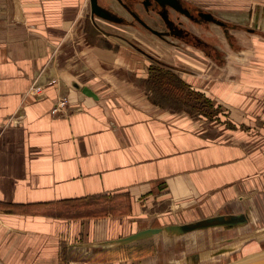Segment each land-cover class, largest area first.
I'll return each mask as SVG.
<instances>
[{
  "label": "crops",
  "instance_id": "1",
  "mask_svg": "<svg viewBox=\"0 0 264 264\" xmlns=\"http://www.w3.org/2000/svg\"><path fill=\"white\" fill-rule=\"evenodd\" d=\"M263 8L264 0L207 10L237 26L257 19L264 27ZM88 12L89 0H0V216L20 249L30 236L38 247L51 235L117 238L201 208L205 218L247 213L248 224L257 222L256 212L264 216V76L254 80L256 92L241 90L264 70V37L230 52L217 45V61L108 22L127 34L107 31L90 16L86 29ZM154 60L209 91L237 67L238 86L219 83L239 92L206 96L222 106L211 118L182 112L183 103L165 108L152 96ZM35 86L42 93L30 92ZM62 98L67 106L53 114Z\"/></svg>",
  "mask_w": 264,
  "mask_h": 264
},
{
  "label": "rangeland",
  "instance_id": "2",
  "mask_svg": "<svg viewBox=\"0 0 264 264\" xmlns=\"http://www.w3.org/2000/svg\"><path fill=\"white\" fill-rule=\"evenodd\" d=\"M195 1L200 3L196 2L197 4L194 6L199 8L202 7L201 9L205 11H208L207 8L242 9L243 7H248V5L254 2L262 3V0H242L240 4L235 5L232 4V0ZM85 17V27L87 29L90 26L88 20L89 12ZM182 20L185 26L195 32L198 36H200V38L211 42L216 46L218 45L223 50L225 49L230 52V46L220 27L210 24L207 25V28H198L187 21L186 18H183ZM101 21L103 22L101 23L98 21L99 25H101L105 30H112L127 34L124 33L126 31H122L123 29L110 28L111 25L106 24V21ZM245 26L246 25L242 23L238 26L237 30L231 31V44L234 47H238L239 44L241 46H245V39L254 38L255 36H257L255 38L258 39V36H260L248 33L245 30ZM247 26L250 27L251 25ZM176 54L182 55L177 51ZM167 61L171 62L170 58ZM154 62L156 65L153 64L150 68L162 67L164 69H154L151 72L152 76H150L152 84L150 86L151 91H153L152 96L165 108L168 107L172 110H180L183 103L184 107L190 112L185 108L182 112H188L191 115H196L197 112L202 114L200 109L207 112L208 107L202 105H199L198 107L199 101H196L199 99L197 92L203 93L205 96L211 98V100L213 98L219 97L224 99L225 97L231 96L230 93L234 90L239 92L238 87L219 83V81L224 82V78H226V82H237L238 86L239 80L237 79L240 71L239 68L236 67L238 64L234 60L232 61V64L234 68L236 67L235 70L233 69L232 73L229 75L224 76V74L217 77L214 80L215 82L210 83V86H212L210 91L207 88L200 87L198 83L195 82L194 83L198 86L192 87L191 85H188L186 82L178 78L176 75L178 73L176 71H172L173 69L168 68L169 66L167 67L156 63L159 61L154 60ZM180 64L181 62L177 61L175 66L182 67ZM165 69H169L171 73L165 71L168 73L165 75L162 74ZM149 70L151 71V69ZM210 72L208 74H211ZM214 74H217L216 70ZM262 74H264V70L260 71V73H257L256 75H253V77H251L252 85H244L243 90L241 91L251 93L256 92V83L254 80H256L257 76L259 78L264 76ZM200 102H203L202 99ZM218 106L220 107L221 105L218 104ZM256 213L258 214V220L252 224H248V220L247 224L243 226L201 230L179 236L165 235L161 233L150 238L135 241L122 246L110 245L107 243L132 235L149 227L164 228L193 223L199 221V219H206L205 216L209 214H207L202 208L197 214H191L188 212L177 215L176 213L173 215L169 214V216L161 222L156 221L155 225L154 222L146 221V223H140L136 227H131L127 231L123 232L122 236L117 238H108L103 241H93V239H90L87 236L85 237V232H83V236L78 234L77 236L75 235L76 237L65 236L64 238L63 236L54 237L52 235L48 238L42 237L39 240L40 246L38 247L32 245V241L35 236H30L28 239L25 238L23 240L25 248L21 247V249H24V252L19 251L21 250L17 243L19 236L14 235L15 233L11 232V229H7V226L3 224L2 217L0 216V264H226L240 258L242 255H246L247 253L257 252L264 249V216L262 213ZM257 214L253 213L254 216ZM188 216H192V219ZM70 228H73L72 230L74 233L76 232L77 228ZM8 240H10L11 245H8ZM48 246H53V248L56 246V248L52 249V251L42 250ZM222 250L224 252H221Z\"/></svg>",
  "mask_w": 264,
  "mask_h": 264
},
{
  "label": "flooded vegetation",
  "instance_id": "3",
  "mask_svg": "<svg viewBox=\"0 0 264 264\" xmlns=\"http://www.w3.org/2000/svg\"><path fill=\"white\" fill-rule=\"evenodd\" d=\"M97 5L100 9L99 15L95 14V17L91 18L89 4L91 19L102 18L109 24L131 29L142 36L155 37L171 46L186 45L199 48L217 61L222 58V52L217 50L216 45L200 38L185 26L183 18L198 28H207V25L212 23L206 19L205 11H200L198 7L183 0H97ZM215 17L220 19L216 15ZM226 23L221 30L229 46L234 48L231 44V31L237 30L238 26L230 29L231 24Z\"/></svg>",
  "mask_w": 264,
  "mask_h": 264
},
{
  "label": "water",
  "instance_id": "4",
  "mask_svg": "<svg viewBox=\"0 0 264 264\" xmlns=\"http://www.w3.org/2000/svg\"><path fill=\"white\" fill-rule=\"evenodd\" d=\"M89 4L91 8V11H90L91 18L95 17V14L96 16L99 15L100 9L97 5V0H89ZM198 10L201 11L202 9L199 8ZM202 11H205V10H202ZM262 11H264V8L262 9ZM204 13H205V16L207 17L206 19L210 23L222 29L227 25V23L223 21L222 19L220 20L216 18L212 11L208 10V11H205ZM236 27L237 25L232 24L230 29H235ZM245 27H246L245 30L248 33L260 35L264 37V27L260 26L259 21L257 19L253 21L250 27L249 26H245ZM228 31L229 29L225 30V34H227ZM171 68L175 70L174 67L171 66ZM74 87L77 89H80V87L77 84L74 85ZM80 90L86 96L91 97L93 99H97L96 95L88 88L83 87ZM248 220H249V217L247 213H241L237 215H219V216L199 220L193 223L181 224V225H176V226H169V227H164V228L149 227V228L140 230L132 235L108 242L107 244L122 246V245H126L129 243L135 242V241L147 239V238H150L154 235H158L161 233L165 235L179 236V235H183V234H187V233L195 232V231H201V230H208V229H215V228H234V227L246 225ZM221 252H224V251L222 250ZM227 264H264V250L250 257L239 259L235 262L227 263Z\"/></svg>",
  "mask_w": 264,
  "mask_h": 264
},
{
  "label": "trees",
  "instance_id": "5",
  "mask_svg": "<svg viewBox=\"0 0 264 264\" xmlns=\"http://www.w3.org/2000/svg\"><path fill=\"white\" fill-rule=\"evenodd\" d=\"M167 68V67H166ZM154 69H157V70H159V69H161V70H163L164 68H162V67H158V68H151V72H152V70H154ZM165 71H168V72H170L171 73V71L169 70V69H165L164 70V72ZM162 73V74H167L168 72H165V73ZM187 89V88H186ZM185 89V90H186ZM197 95H198V98L199 99H197L196 101L198 102L199 101V104H198V107H199V105H202V106H206V107H208V109H207V112L204 110H201L200 109V111L202 112V114L205 116V117H213V116H218L219 114L220 115H222V110H221V106L219 107L218 106V104H216L215 102H212V101H210L203 93H200V92H197ZM200 97H201V99H202V103L200 102L201 101V99H200ZM201 103V104H200ZM214 110V111H213ZM211 111V112H210ZM215 112V113H214ZM219 115V116H220ZM218 118V117H217Z\"/></svg>",
  "mask_w": 264,
  "mask_h": 264
},
{
  "label": "built area",
  "instance_id": "6",
  "mask_svg": "<svg viewBox=\"0 0 264 264\" xmlns=\"http://www.w3.org/2000/svg\"><path fill=\"white\" fill-rule=\"evenodd\" d=\"M49 83H50L49 85H51V84L55 83V81H52V82L50 81ZM30 92L42 93V87L41 86H35V87L30 89ZM66 106H67V101L65 98H62L56 102V104L52 108V113L57 114L59 112V110L62 111L63 109H65Z\"/></svg>",
  "mask_w": 264,
  "mask_h": 264
},
{
  "label": "bare ground",
  "instance_id": "7",
  "mask_svg": "<svg viewBox=\"0 0 264 264\" xmlns=\"http://www.w3.org/2000/svg\"><path fill=\"white\" fill-rule=\"evenodd\" d=\"M96 18L102 20V18H99V17H96ZM104 21H105V20H104ZM102 28H103V27H102ZM103 29H104V28H103ZM107 31H108V30H107ZM156 63H158V64H162V65L165 66V64H164L163 62H161V61L156 62ZM167 67H168V66H167ZM177 67H178V66H177ZM168 68H171V67L169 66ZM171 69H173V68H171ZM263 250H264V249H263ZM263 250H261V251H263ZM261 251L247 253L246 255H242L240 258L235 259V260H233V261H230V262H228V263H232V262H235V261H237V260H239V259H243V258L250 257V256H252V255H254V254H257V253L261 252ZM226 264H227V263H226Z\"/></svg>",
  "mask_w": 264,
  "mask_h": 264
}]
</instances>
